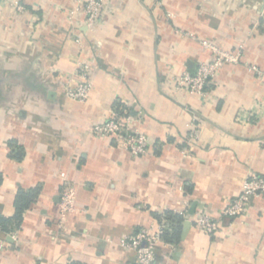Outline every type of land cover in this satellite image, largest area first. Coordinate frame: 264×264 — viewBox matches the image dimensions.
Segmentation results:
<instances>
[{
    "label": "crops",
    "instance_id": "obj_1",
    "mask_svg": "<svg viewBox=\"0 0 264 264\" xmlns=\"http://www.w3.org/2000/svg\"><path fill=\"white\" fill-rule=\"evenodd\" d=\"M104 2L87 29L68 16L74 0H0V215L14 214L18 189L39 188L19 227L0 229V264H137L120 239L167 211L185 216L155 264H264V195L220 220L216 236L192 225L199 211L217 218L250 174L264 177V0ZM204 40L240 48L238 63L219 69L205 97L176 92L170 75L211 60ZM80 60L92 82L82 102L64 93ZM116 102L147 154L91 133ZM190 125L198 140L187 145ZM61 176L76 188L62 228Z\"/></svg>",
    "mask_w": 264,
    "mask_h": 264
},
{
    "label": "built area",
    "instance_id": "obj_2",
    "mask_svg": "<svg viewBox=\"0 0 264 264\" xmlns=\"http://www.w3.org/2000/svg\"><path fill=\"white\" fill-rule=\"evenodd\" d=\"M12 5L19 14L25 11L19 1H14ZM104 10V0H74L68 16L73 18L81 14L82 24L87 29H94L100 25ZM75 41L80 42L81 39L76 38ZM201 45L212 53L211 60L200 63L194 72L184 70L179 74L170 75L168 80L176 92L205 97L208 94L209 83L219 69L226 63H238L240 59V48L234 52L223 51L205 40L201 41ZM256 72L264 74L261 71L256 70ZM90 73V63L86 60L78 61L77 71L74 74L75 81L68 79L64 88L65 96L75 101H86L92 88ZM90 131L94 136L114 139L119 147L134 156L145 155L149 150L146 135L135 125L128 109H123L121 112L113 110L104 122L93 125ZM197 140L198 130L190 125L185 142L191 145ZM61 177L63 186L58 203L57 221L60 228L64 227L67 218L76 211V188L67 178ZM257 195H264V177L250 174L242 182L239 194L225 205L217 218L205 211H199L192 220V225L207 235L216 236L220 220L244 215L251 198ZM175 213L185 216L184 211ZM167 228L168 224L164 220H156L154 225L122 237L119 243L124 249L134 253L137 264H155L156 245L163 241L162 235Z\"/></svg>",
    "mask_w": 264,
    "mask_h": 264
},
{
    "label": "trees",
    "instance_id": "obj_3",
    "mask_svg": "<svg viewBox=\"0 0 264 264\" xmlns=\"http://www.w3.org/2000/svg\"><path fill=\"white\" fill-rule=\"evenodd\" d=\"M113 108L119 112L126 109L119 102H116ZM1 181L2 176L0 174V183ZM38 191V187L31 189H18L14 198V214L11 217L0 215V229L3 232L10 233L12 230L19 227L22 221L23 213L35 200ZM155 217L158 220H164L168 224V228L163 232L162 240L166 243H176L180 238L183 217L172 211H167L162 215H155Z\"/></svg>",
    "mask_w": 264,
    "mask_h": 264
},
{
    "label": "water",
    "instance_id": "obj_4",
    "mask_svg": "<svg viewBox=\"0 0 264 264\" xmlns=\"http://www.w3.org/2000/svg\"><path fill=\"white\" fill-rule=\"evenodd\" d=\"M262 12H263V15H264V7H263V9H262Z\"/></svg>",
    "mask_w": 264,
    "mask_h": 264
}]
</instances>
